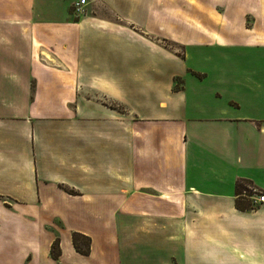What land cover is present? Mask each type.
<instances>
[{
    "label": "crops",
    "instance_id": "obj_1",
    "mask_svg": "<svg viewBox=\"0 0 264 264\" xmlns=\"http://www.w3.org/2000/svg\"><path fill=\"white\" fill-rule=\"evenodd\" d=\"M78 1L0 0V264H264V0Z\"/></svg>",
    "mask_w": 264,
    "mask_h": 264
},
{
    "label": "trees",
    "instance_id": "obj_2",
    "mask_svg": "<svg viewBox=\"0 0 264 264\" xmlns=\"http://www.w3.org/2000/svg\"><path fill=\"white\" fill-rule=\"evenodd\" d=\"M252 183L243 180L237 183V194L240 196L237 201V208L240 210H251L254 209L253 204V193L250 190ZM73 245L78 253L84 256H88L91 251V238L81 233L74 232L72 234ZM51 255L55 260H58L61 255L59 240H56L51 248Z\"/></svg>",
    "mask_w": 264,
    "mask_h": 264
},
{
    "label": "built area",
    "instance_id": "obj_3",
    "mask_svg": "<svg viewBox=\"0 0 264 264\" xmlns=\"http://www.w3.org/2000/svg\"><path fill=\"white\" fill-rule=\"evenodd\" d=\"M86 0H80L78 1L74 8H75V12H79L82 13L84 12V7L86 6ZM251 192L253 193V203L256 204H260V203H264V194L262 192H259L256 188L254 187H250Z\"/></svg>",
    "mask_w": 264,
    "mask_h": 264
},
{
    "label": "rangeland",
    "instance_id": "obj_4",
    "mask_svg": "<svg viewBox=\"0 0 264 264\" xmlns=\"http://www.w3.org/2000/svg\"><path fill=\"white\" fill-rule=\"evenodd\" d=\"M209 1V0H208ZM210 2V1H209ZM217 6V5H216ZM220 6V5H219ZM172 49L173 50H177V52H179V53H182V50L180 49V47H177V46H172ZM178 81L176 82V87L177 88H180V86H181V81L179 80V79H177ZM254 204V203H253ZM254 206H255V204H254Z\"/></svg>",
    "mask_w": 264,
    "mask_h": 264
}]
</instances>
